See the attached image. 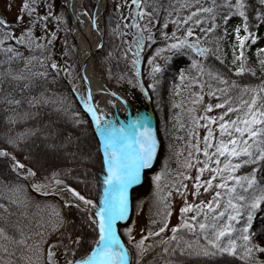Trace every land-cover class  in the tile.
<instances>
[{
  "label": "trees",
  "instance_id": "trees-1",
  "mask_svg": "<svg viewBox=\"0 0 264 264\" xmlns=\"http://www.w3.org/2000/svg\"><path fill=\"white\" fill-rule=\"evenodd\" d=\"M80 1L92 15L96 0ZM118 2L105 0L97 53L112 81H137V55L128 53L125 28L121 39L113 34L114 27H123ZM133 3L155 22L147 51L138 46L149 34L131 29L141 59L163 43L168 21L192 22L185 46L169 55L151 86L144 82L161 142L148 178L161 170L172 178L186 173L201 82L216 104L234 109L239 121L255 118L256 123L235 144L236 185L230 177L219 180L228 186V198L218 194L198 201L173 229L148 233L143 245L125 241L119 226L129 264H264V0ZM18 10L11 22L0 16V150L24 166L17 169L0 158V264H78L96 244L94 224L76 206L32 192L26 168L37 187L62 183L100 205L107 179L103 154L70 80L77 58L65 8H59L65 25L47 16L50 11L39 0H21ZM227 18L233 21L230 28L224 26ZM67 137L70 147L61 145ZM47 141L52 145L45 147ZM88 149L92 157L80 158ZM150 188L148 180L134 190L132 204L150 198ZM158 218L151 210L150 223Z\"/></svg>",
  "mask_w": 264,
  "mask_h": 264
},
{
  "label": "rangeland",
  "instance_id": "rangeland-1",
  "mask_svg": "<svg viewBox=\"0 0 264 264\" xmlns=\"http://www.w3.org/2000/svg\"><path fill=\"white\" fill-rule=\"evenodd\" d=\"M39 1L45 8L49 9L50 12L47 16H50L52 20L61 22L63 25L66 24L63 23L64 21L66 22L63 13L59 12L60 6L62 5L64 7L61 0ZM118 1V10L123 13V27H114L113 34L115 37L121 39L123 36L122 30L125 28V34L127 37L126 42H128L129 46L128 53H130L131 49V53H133L134 56L137 55L135 70L137 81H112L108 77L107 72L101 67V57L97 52L94 58L99 65L100 71L106 83L114 91L122 95V97L130 104L137 106L142 111L148 126L154 130L156 138L161 146L157 128L155 129L156 124L152 112L149 109V103L146 100L147 98L144 97V93L146 95L144 82L146 87L147 85L151 86L154 82L156 74L166 63L169 55L173 51L180 50L185 46L186 39L191 35L192 28V26H187V23L192 22L191 20L185 21L178 19L177 17L168 21L162 35L163 43L154 45L145 59H141L138 52L136 53L134 50L131 29L133 26H137L141 33L149 34L155 26V22L151 16L146 14L142 9L138 8L137 5L133 3L134 0ZM20 2L21 0H0V16H2L7 22L15 20L19 12L18 8ZM79 2L81 3L80 0ZM68 22L69 32L71 34V22L69 17ZM224 26L226 28L232 27V19L227 18L224 21ZM103 30L104 26L102 25L100 17L99 31L102 41ZM182 34L184 37H181ZM150 35L151 34L147 35L146 44L142 43L143 40H141L138 49L141 48L142 51H147L151 43L154 42V38ZM71 37L73 36L71 35ZM255 40L258 41V38L255 37ZM261 45L263 46V44ZM127 57V54H122V59H126ZM69 76L77 93V97L80 103L83 104L85 95L79 74L78 58L76 71H71ZM93 99L96 101L97 97L94 96ZM235 114L236 111L234 109H226L223 106L216 104L215 98L206 90L205 85L202 82L200 83L198 101L196 102L191 115V147L186 173L181 177L174 178L170 177L167 172L162 170L156 172L153 177L149 178L147 176L148 172L143 173V184L145 185L148 180L151 183V197L147 198L144 196L140 201L136 200L135 204H132V199H134V195L137 190L131 191L128 194L129 206L125 217V223L121 226L123 229L121 231L122 236L125 241L129 244L141 243L143 245L147 239L148 233L152 232L154 234H164L169 232L170 229H173L176 226L180 215L185 211L191 210L192 206L198 201H207L209 198L212 199L214 195L218 194H222L226 198L229 197L230 191L228 186H226L225 183L222 184L219 180L230 177L232 178V186L234 187L236 185L237 180L233 179L232 176L238 159V152L236 151L235 144L239 137L244 133H247L256 123L255 118L239 121ZM103 116L108 120L114 119V110L112 105L107 106L103 112ZM106 123L107 125H110L109 121H106ZM114 123H117L116 119H114ZM51 130L52 128L50 129V134L47 135L48 137L52 133ZM106 130L110 136L115 135L113 127L109 128V126H107ZM72 144L73 141L67 137L61 145L70 147ZM51 145L52 142L50 141L44 143L45 147ZM91 157L92 153L90 149L82 152L80 155V158L83 159H89ZM107 159H109L108 155ZM108 167L111 168L110 162ZM28 171L31 170L27 168V172ZM157 194L158 196H156ZM82 197L86 201L97 205L94 200L85 198L84 196ZM98 208L101 207L99 206ZM151 210L154 211V217H159L158 220H154L153 223H150L149 220ZM86 213L88 214L91 222L94 224L98 234V228L94 218L88 212ZM160 225L161 227H159ZM117 234L121 239L118 231ZM121 243L126 249L122 239ZM120 249L121 248L117 247L112 252L113 263H117L119 261L121 252Z\"/></svg>",
  "mask_w": 264,
  "mask_h": 264
},
{
  "label": "bare ground",
  "instance_id": "bare-ground-1",
  "mask_svg": "<svg viewBox=\"0 0 264 264\" xmlns=\"http://www.w3.org/2000/svg\"><path fill=\"white\" fill-rule=\"evenodd\" d=\"M61 1L66 9L71 8V15L69 16L71 35L77 47L78 63L84 65V76L89 84L90 94L100 127V136L104 140L111 139L115 141L120 149H123V153L120 152L119 154L126 155L136 164L134 167H130L127 163L125 165L128 182H136L139 180L143 169L152 163L158 146V140L154 130L148 126L142 111L137 106L130 104L106 83L94 58L96 52L99 50H97L101 37L99 18L104 11H102L103 2L102 0H98L94 13L90 15L84 10L79 0H74L72 3L69 0ZM89 54L90 57L88 58ZM94 96L97 97L96 101L93 99ZM109 105L113 107V118L117 120V123H114V119L108 120L103 116V112ZM84 108L89 111L86 99L84 100ZM106 121H109L110 125H107ZM107 126L109 128L113 127L115 137L109 135L106 130ZM116 175L121 179L119 170H117ZM113 179L114 173L110 171V192L106 198L107 205H111L112 202L113 191L111 189L114 185ZM54 193L63 203L84 208L92 215L97 224V242L88 258L81 264H126L122 252L117 263H113L112 258L109 259L106 256L108 231L114 220L112 213L107 212L105 208H98L97 205L86 201L82 196L75 194L69 188L61 187L56 189ZM126 211L127 205L124 204L119 210L121 219L126 215ZM117 247L120 248V243L116 238L111 244V254Z\"/></svg>",
  "mask_w": 264,
  "mask_h": 264
},
{
  "label": "water",
  "instance_id": "water-1",
  "mask_svg": "<svg viewBox=\"0 0 264 264\" xmlns=\"http://www.w3.org/2000/svg\"><path fill=\"white\" fill-rule=\"evenodd\" d=\"M73 1L74 0H69V2H71V3ZM102 2H103V7H102V11H103L104 6H105V0H102ZM70 10H71V8L67 9L68 16L71 15ZM94 11H95V9H94ZM102 11H101V13H102ZM69 19H70V17H69ZM101 45H102V39L100 37V42H99V45L97 46V50L100 49ZM89 57H90V54L88 55V58ZM78 67H79V74L81 77L82 87L84 90L85 99L87 101L89 111L84 108L83 104H81V106L84 109V111L86 112V114L88 115V118L91 122L94 134H95L98 142L100 143L102 148L107 151V153L109 155L110 163L112 165L111 170L114 173V179H113L114 185H113V188L111 189L113 191L111 205H107V200H106L108 193L110 192L109 185L106 186V188L103 192V198H102V205L105 208V210L114 215V220L112 221L111 226H110L109 231H108V246H107V250H106V256L109 259L111 258V244L117 238L119 240V243H120V248H121V250L124 254V257H125V263L128 264L129 262H128L126 250L123 247V245L121 243V239L117 234L118 226L123 225L125 222L124 219H120L119 210L124 205V203L129 204L128 194L131 191L141 187L142 181L139 180L136 183L135 182H128V176L126 175V172H125V165L127 163L130 167H134L135 163L132 160L128 159V157L126 155H124V154L120 155L119 154L120 152L123 153V149H120V147L118 145H115L110 140H104L100 136V127L98 125V119H97V116L95 113V109H94V105H93V101H92V96L90 94L89 84H88L87 79L84 76V65H80L78 63ZM155 129H156V127H155ZM158 148H159V144H158L157 150H158ZM0 158L7 159L9 162L14 164L17 168H24V166L21 163H19L14 157L9 155L6 150H0ZM117 170H119L121 173V179L118 178V176L116 175ZM146 170H148V168L144 169V171H146ZM33 175H34L33 172L28 171V173L25 177V180H26V183H27L28 187L30 188V190L39 196L57 197L54 192L56 191V189L61 188V187L62 188H69L75 194L80 195L76 190H74L73 188H71L65 184H62V183L56 184L52 187H37L34 185V183L32 181ZM107 175H108V178L110 180V174L108 172H107ZM73 206H76L79 209L86 211L84 208H82L80 206H77V205H73Z\"/></svg>",
  "mask_w": 264,
  "mask_h": 264
}]
</instances>
